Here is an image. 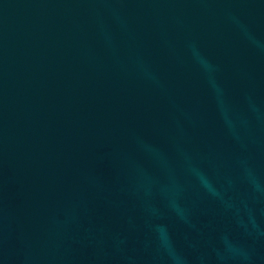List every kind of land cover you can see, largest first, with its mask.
Wrapping results in <instances>:
<instances>
[{
    "label": "water",
    "instance_id": "95a60500",
    "mask_svg": "<svg viewBox=\"0 0 264 264\" xmlns=\"http://www.w3.org/2000/svg\"><path fill=\"white\" fill-rule=\"evenodd\" d=\"M0 264H264V0H0Z\"/></svg>",
    "mask_w": 264,
    "mask_h": 264
}]
</instances>
